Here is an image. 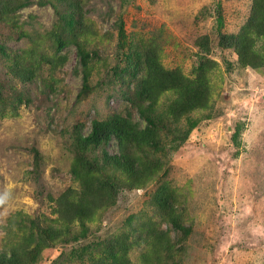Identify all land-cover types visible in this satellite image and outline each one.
<instances>
[{"label": "rangeland", "instance_id": "1", "mask_svg": "<svg viewBox=\"0 0 264 264\" xmlns=\"http://www.w3.org/2000/svg\"><path fill=\"white\" fill-rule=\"evenodd\" d=\"M47 1L32 2L17 19L26 30L34 29L44 52L57 56L47 31L54 30L61 9ZM252 5L253 0H85L89 28L78 36L89 53L87 91L76 40L67 30L68 46L61 52L66 63L56 71L45 65L36 83L15 78L12 62L0 56V254L19 232L16 226L7 234L8 221L38 217L58 225V197L79 188L71 173L78 131L86 135L93 121L117 114L142 121L133 96L147 71L144 65L133 69L128 57L153 49L165 68L180 69L189 79L202 61H210L211 108L177 122L164 113L175 92L162 94L150 118L165 150L130 147L137 166L150 173L147 181L130 189L127 173L107 167L118 184L114 199L76 224L68 239L44 249L33 264H91L95 244L133 234L145 221L172 230L151 204L163 185L175 198L177 215L192 228L178 264H264V67L242 65L234 48L219 44L221 34L241 31ZM19 33L0 23V44L13 52L27 47ZM203 38L208 39L205 51L199 47ZM103 148L118 155L112 142L96 157H103ZM139 254L138 248L131 251L136 264Z\"/></svg>", "mask_w": 264, "mask_h": 264}, {"label": "trees", "instance_id": "2", "mask_svg": "<svg viewBox=\"0 0 264 264\" xmlns=\"http://www.w3.org/2000/svg\"><path fill=\"white\" fill-rule=\"evenodd\" d=\"M37 1L40 4L45 3V0H0V23L20 32V36L26 38L28 44L27 47L13 52L7 45L1 43L0 56L12 62L9 64L10 72L15 78L23 83H36L42 79L45 65H50L51 71H56L66 63L67 57L61 52L68 46L67 40L64 39V34L68 32L76 40L80 65L84 68L83 88L87 91L90 76L87 71L89 53L85 42H80L78 36L79 31L83 34V31L89 28L84 13L85 0L49 1L55 10L61 9L58 11L59 18L54 30L47 31L48 35L52 34L57 51H60L57 56L44 52L40 39L33 33L34 29L31 32L26 30V25L20 24L17 19L20 10ZM204 39L208 40L203 38L204 42H201L199 47L205 51L208 49V42ZM219 44L224 48H234L242 65L253 69L264 67V0H253L251 15L241 31L238 34H221ZM136 52L133 58L132 55L128 57L134 64L133 69L136 65L140 68L144 65L147 71L146 76L137 82L133 96V105L142 121L137 123L130 115L117 114L106 121H93L91 130L86 135L81 131L76 133L73 139L76 158L71 173L79 188H70L58 197L56 209L58 225H51L46 219L41 221L38 217H23L19 223L18 220L8 221V226L5 227L7 234L16 226L19 232L15 233L14 242L5 243L0 254V264L35 263L44 249L68 239L74 233L73 228L76 224L90 219L100 207L114 199L118 184L115 183V179L111 180L113 174H108L111 172L107 171V167L112 168L114 172L120 170L127 173L129 178L126 187L130 189L147 181L150 173L137 166V159L130 154V147L135 144L151 150H159L162 147L165 150L164 143L155 132L157 127L155 119L150 118L162 94L167 91L175 92L173 104L169 111L166 110L164 113L167 118L172 115L177 122L197 109L211 108L207 81V74L212 68L209 60L202 61L195 78L189 79L180 69L165 68L155 50ZM161 119L159 116L156 120ZM196 124L197 121H193L189 129ZM188 133L189 131L185 133L184 138ZM112 142L118 147V155L109 156L103 148V157H96L100 148ZM101 160L102 163L98 164ZM151 204L163 215L164 224L170 225L172 230L164 229L161 223L142 222L139 230L136 228L132 230L133 234L130 232L126 237H109L95 244L91 264H136L131 258V251L134 248L140 249L137 264H178L180 261L178 258L182 256L192 228L177 215L176 201L168 185L158 188ZM171 231H175L176 236L173 237Z\"/></svg>", "mask_w": 264, "mask_h": 264}]
</instances>
